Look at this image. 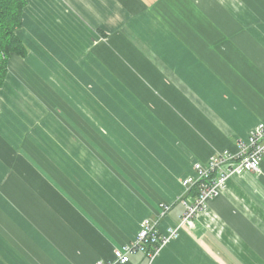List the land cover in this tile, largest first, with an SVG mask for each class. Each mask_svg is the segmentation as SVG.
<instances>
[{
    "label": "crops",
    "instance_id": "crops-1",
    "mask_svg": "<svg viewBox=\"0 0 264 264\" xmlns=\"http://www.w3.org/2000/svg\"><path fill=\"white\" fill-rule=\"evenodd\" d=\"M16 34L0 264L112 261L145 218L179 226L194 162L264 120V0H26ZM179 231L152 264H264V158Z\"/></svg>",
    "mask_w": 264,
    "mask_h": 264
},
{
    "label": "built area",
    "instance_id": "built-area-1",
    "mask_svg": "<svg viewBox=\"0 0 264 264\" xmlns=\"http://www.w3.org/2000/svg\"><path fill=\"white\" fill-rule=\"evenodd\" d=\"M264 158V120L256 123L245 141L239 142L235 152L227 149L213 154L207 161H196L193 173L185 176L181 184L187 191L193 185L198 186V194L192 202L183 201L185 210L181 215V223H189L202 212H206L209 202L218 196L227 186L230 178L241 176L247 172H259L260 163ZM166 211L169 206L162 205ZM179 227H167L161 232L157 222L145 218L142 220L135 237L120 248H115L112 261L97 260L93 264H125L130 257L138 252L148 258L152 264L156 252L169 240L176 236ZM180 232V231H179Z\"/></svg>",
    "mask_w": 264,
    "mask_h": 264
},
{
    "label": "trees",
    "instance_id": "trees-1",
    "mask_svg": "<svg viewBox=\"0 0 264 264\" xmlns=\"http://www.w3.org/2000/svg\"><path fill=\"white\" fill-rule=\"evenodd\" d=\"M26 0H0V90L4 85L9 70V58L12 54L26 55V48L16 34L22 24V11ZM194 198L198 194V186L191 187Z\"/></svg>",
    "mask_w": 264,
    "mask_h": 264
},
{
    "label": "rangeland",
    "instance_id": "rangeland-1",
    "mask_svg": "<svg viewBox=\"0 0 264 264\" xmlns=\"http://www.w3.org/2000/svg\"><path fill=\"white\" fill-rule=\"evenodd\" d=\"M3 88H4V87H3ZM3 88L1 89L2 91H3ZM191 221H193V220H190V222H191ZM182 224H185V223H181V224H179L178 227L180 228ZM175 227H176V226H175ZM175 233H176V236H175V237H177V236L179 235V231H175ZM175 237H174V235H173V238H175Z\"/></svg>",
    "mask_w": 264,
    "mask_h": 264
},
{
    "label": "bare ground",
    "instance_id": "bare-ground-1",
    "mask_svg": "<svg viewBox=\"0 0 264 264\" xmlns=\"http://www.w3.org/2000/svg\"><path fill=\"white\" fill-rule=\"evenodd\" d=\"M175 227V226H174Z\"/></svg>",
    "mask_w": 264,
    "mask_h": 264
}]
</instances>
